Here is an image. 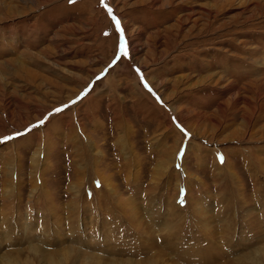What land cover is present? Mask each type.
I'll use <instances>...</instances> for the list:
<instances>
[{
  "label": "rangeland",
  "instance_id": "374dc122",
  "mask_svg": "<svg viewBox=\"0 0 264 264\" xmlns=\"http://www.w3.org/2000/svg\"><path fill=\"white\" fill-rule=\"evenodd\" d=\"M0 264H264V0H0Z\"/></svg>",
  "mask_w": 264,
  "mask_h": 264
},
{
  "label": "snow or ice",
  "instance_id": "6c2138e0",
  "mask_svg": "<svg viewBox=\"0 0 264 264\" xmlns=\"http://www.w3.org/2000/svg\"><path fill=\"white\" fill-rule=\"evenodd\" d=\"M70 2H71V0H70Z\"/></svg>",
  "mask_w": 264,
  "mask_h": 264
}]
</instances>
